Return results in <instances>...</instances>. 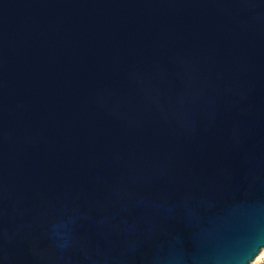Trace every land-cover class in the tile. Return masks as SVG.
I'll return each mask as SVG.
<instances>
[{
	"label": "water",
	"instance_id": "95a60500",
	"mask_svg": "<svg viewBox=\"0 0 264 264\" xmlns=\"http://www.w3.org/2000/svg\"><path fill=\"white\" fill-rule=\"evenodd\" d=\"M263 250L264 0H0V264Z\"/></svg>",
	"mask_w": 264,
	"mask_h": 264
},
{
	"label": "rangeland",
	"instance_id": "374dc122",
	"mask_svg": "<svg viewBox=\"0 0 264 264\" xmlns=\"http://www.w3.org/2000/svg\"><path fill=\"white\" fill-rule=\"evenodd\" d=\"M252 264H264V250L259 254V256L253 261Z\"/></svg>",
	"mask_w": 264,
	"mask_h": 264
}]
</instances>
